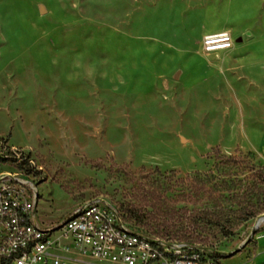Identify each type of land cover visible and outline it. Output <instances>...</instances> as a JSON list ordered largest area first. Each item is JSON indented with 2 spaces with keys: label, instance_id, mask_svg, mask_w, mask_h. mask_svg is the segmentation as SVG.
I'll list each match as a JSON object with an SVG mask.
<instances>
[{
  "label": "rangeland",
  "instance_id": "1",
  "mask_svg": "<svg viewBox=\"0 0 264 264\" xmlns=\"http://www.w3.org/2000/svg\"><path fill=\"white\" fill-rule=\"evenodd\" d=\"M221 32L233 47L203 53ZM216 152L264 183V0H0V173L30 169L40 226ZM256 218L193 240L205 264H264Z\"/></svg>",
  "mask_w": 264,
  "mask_h": 264
},
{
  "label": "built area",
  "instance_id": "2",
  "mask_svg": "<svg viewBox=\"0 0 264 264\" xmlns=\"http://www.w3.org/2000/svg\"><path fill=\"white\" fill-rule=\"evenodd\" d=\"M232 47L225 32L201 42L207 55ZM29 170L0 173V264H205L203 247L148 236L125 222L118 207L101 201L40 226L38 183Z\"/></svg>",
  "mask_w": 264,
  "mask_h": 264
},
{
  "label": "trees",
  "instance_id": "3",
  "mask_svg": "<svg viewBox=\"0 0 264 264\" xmlns=\"http://www.w3.org/2000/svg\"><path fill=\"white\" fill-rule=\"evenodd\" d=\"M242 156L216 152L207 172L182 179L174 172L171 177L160 175L150 188L140 189L134 197L136 205L118 208L122 218L148 236L192 245L193 240L210 244L235 236L240 227L264 213V183L246 174Z\"/></svg>",
  "mask_w": 264,
  "mask_h": 264
},
{
  "label": "water",
  "instance_id": "4",
  "mask_svg": "<svg viewBox=\"0 0 264 264\" xmlns=\"http://www.w3.org/2000/svg\"><path fill=\"white\" fill-rule=\"evenodd\" d=\"M264 221V214L258 216L256 218V226L259 224V223H262Z\"/></svg>",
  "mask_w": 264,
  "mask_h": 264
},
{
  "label": "bare ground",
  "instance_id": "5",
  "mask_svg": "<svg viewBox=\"0 0 264 264\" xmlns=\"http://www.w3.org/2000/svg\"><path fill=\"white\" fill-rule=\"evenodd\" d=\"M260 224V223H259Z\"/></svg>",
  "mask_w": 264,
  "mask_h": 264
}]
</instances>
